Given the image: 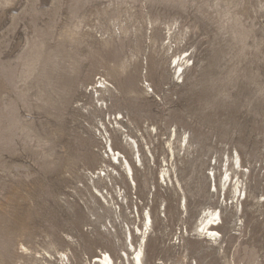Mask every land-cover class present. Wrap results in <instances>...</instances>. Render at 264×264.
Listing matches in <instances>:
<instances>
[{
    "label": "rangeland",
    "instance_id": "1",
    "mask_svg": "<svg viewBox=\"0 0 264 264\" xmlns=\"http://www.w3.org/2000/svg\"><path fill=\"white\" fill-rule=\"evenodd\" d=\"M139 250L264 264V0H0V264Z\"/></svg>",
    "mask_w": 264,
    "mask_h": 264
},
{
    "label": "bare ground",
    "instance_id": "2",
    "mask_svg": "<svg viewBox=\"0 0 264 264\" xmlns=\"http://www.w3.org/2000/svg\"><path fill=\"white\" fill-rule=\"evenodd\" d=\"M175 61H174V63H175ZM126 168L128 170V173L130 174L129 167L127 166ZM213 218H215V213H209V215L207 217H205V219L201 222L200 226L198 227V231H200V229H202V233L206 236L207 240H212V238L214 236H216V233H215V231L212 228H214L217 225L218 222L215 224ZM145 221H146V225L147 226L151 222L150 217H149L148 214L146 215ZM204 239H205V237H204ZM140 256H141V251L139 250L138 253H136V256L134 258V264H142ZM94 260H96V262H102L103 264H112L111 258L109 256L105 255V254L103 255V258L94 259Z\"/></svg>",
    "mask_w": 264,
    "mask_h": 264
}]
</instances>
